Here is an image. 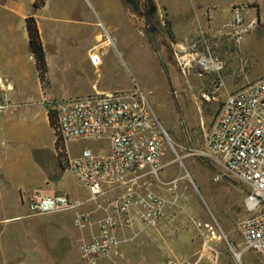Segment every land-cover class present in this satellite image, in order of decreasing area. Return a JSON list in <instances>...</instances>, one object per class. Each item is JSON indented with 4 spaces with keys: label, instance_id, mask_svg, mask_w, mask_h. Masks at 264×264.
<instances>
[{
    "label": "rangeland",
    "instance_id": "rangeland-1",
    "mask_svg": "<svg viewBox=\"0 0 264 264\" xmlns=\"http://www.w3.org/2000/svg\"><path fill=\"white\" fill-rule=\"evenodd\" d=\"M80 1L74 0L72 3L65 1L69 7L68 14L65 18L60 17V20L56 21L57 28L54 25L52 28L58 30L59 36L47 35V40L50 41L48 49L53 62L48 64L49 75L47 71L44 82L38 80L40 86L43 89L49 88L50 92L58 90L59 95L63 97L89 95L91 84L95 82H100L110 92H141L174 149V152L169 151L164 161L167 166L159 173L162 183H174L172 186H164L152 182L150 187L152 190V186L159 189L166 199L172 201L169 212L175 218L176 230L190 238V244L195 250L198 249V253L193 257L194 262L263 264L260 256L243 253L242 257L238 253L244 246L238 224L246 216L243 200L248 188L224 174L199 153L205 151L204 136L208 133L225 94L219 92L217 102H205L202 95H209L213 91L214 84L220 81L223 83L221 89L223 93L227 83L245 86L264 76V0H259L257 4L253 2L252 5L257 7L255 15L259 18V24L239 46L226 38L206 35L203 40L200 39L194 44L191 51L186 52L191 56H183L185 64L190 63L189 73L184 74L183 65L178 63L179 55H175L171 43L169 22L164 15L152 20L159 32V35L149 40L153 57L140 43L148 39L144 24L133 22L131 28L137 30L139 37L132 36L130 29L126 30L123 25H119V31L114 32L113 36L117 34L124 39L122 45L113 41V45L102 48V65L98 69L88 65L82 54L95 44V36L98 33L103 36H106V32L111 34L109 25L113 20L111 12L114 8L113 0ZM162 2L167 5L173 3L172 0H162ZM183 2L189 1L183 0ZM220 12L224 14V22H228L230 14L225 9H220ZM43 14L45 15V11ZM68 20L75 21L68 24ZM27 49L26 44L24 55H21L19 62H13V69L8 65L0 64V76L9 75L8 77L13 78V86H16L13 95L18 96L16 100L21 99L19 94L23 92L27 94H22L23 98L28 101L27 103H31L32 92L39 96V91L36 87L35 67L26 59ZM195 53L200 54L201 57L210 56L215 64L218 63L221 67L218 74L210 73L198 77L200 70L196 61L199 57ZM25 72L28 75H24ZM24 82L25 89H17ZM34 85L35 89L32 88ZM32 108V105L26 108L18 105L11 112L13 142L29 154L33 149L45 150L35 157L38 165L31 158L24 167L28 174L24 183L26 192L41 195L54 190L57 192L72 190L79 200H86L89 197L87 190L70 171H63L53 158L52 134L45 123L44 115L32 119L29 112L23 113L26 109ZM34 108L37 109V106ZM22 115H26L23 120L27 122L25 128L20 125ZM26 131L28 134L24 133ZM31 131L33 138L30 137ZM83 147L104 148V144L82 142L72 147L73 153L76 154ZM215 177H219V180L215 181ZM38 225L34 223L33 230L35 243L40 245L39 240L44 232L38 229ZM71 231L73 235L78 234L73 227ZM233 253L239 257L235 258ZM71 258V264H82L77 250ZM39 259L41 260L42 257L39 256ZM166 261H170L169 258L162 260L160 264Z\"/></svg>",
    "mask_w": 264,
    "mask_h": 264
},
{
    "label": "built area",
    "instance_id": "built-area-1",
    "mask_svg": "<svg viewBox=\"0 0 264 264\" xmlns=\"http://www.w3.org/2000/svg\"><path fill=\"white\" fill-rule=\"evenodd\" d=\"M258 24L252 4H236L231 8L230 22L212 37L226 38L239 46ZM185 55L178 56L183 74L190 68V63L183 61ZM89 59L93 67L101 65L100 53H93ZM196 64L198 77L221 70L210 56L199 57ZM222 88L221 81L214 84L213 91L203 94L202 99L217 102ZM43 103L58 163L85 187L89 197L85 201L65 194L27 197L24 218L72 213L73 227L84 231L93 225L92 215L100 213L97 234L78 245L83 264H99L105 257L120 254L118 233L132 232L136 220L147 228H155L163 220L172 201L155 193L150 185L174 183L159 179L173 146L141 92L93 93L45 99ZM82 142L103 143L104 148L83 147L74 154L72 147ZM204 144L206 151L199 155L248 188L243 200L246 216L238 230L244 248L260 256L264 264V76L224 97ZM86 204L93 210L84 211Z\"/></svg>",
    "mask_w": 264,
    "mask_h": 264
},
{
    "label": "crops",
    "instance_id": "crops-1",
    "mask_svg": "<svg viewBox=\"0 0 264 264\" xmlns=\"http://www.w3.org/2000/svg\"><path fill=\"white\" fill-rule=\"evenodd\" d=\"M65 1L72 3L74 0H46L43 7L35 10L33 8L35 0H0V64L8 65L13 69V62H19L21 55H24V48L27 44L26 59L30 60L35 67L25 29V19L34 16L48 67V64L53 62V59L48 49L50 41L47 40V35H50V37L59 36L58 30H52V28L53 25L57 28L56 24L58 22L56 21L60 20V17L65 18L68 14L69 7ZM75 1L81 2L80 0ZM172 1L171 5H167L162 0H153L158 13V15L156 13V16L164 15L169 22V35L175 55L186 53L188 50L191 51L194 44L198 43L200 39L203 40L206 35H214V31L221 30L222 26L231 20V8L233 5L253 4V2L257 4L256 2H259V0H188V3L183 2V0ZM72 6H76V4H72ZM113 8L111 12L113 20H111L109 25L111 34L106 32V36H103V34L98 33L95 36V44L82 54L88 65H91L89 58L93 53H100L102 65V48L113 45V41L120 46L122 45L125 40L118 37L117 34L113 36L114 32L119 31L121 25L126 30L130 29L132 36L139 37L137 30L131 28L133 26L132 13L124 0H113ZM255 8L257 7L255 6ZM220 9H225L230 14L228 22H224V14L220 12ZM43 11H45V15ZM72 21L75 20H68L67 22L72 24ZM127 33L129 35L128 31ZM140 43L149 50L150 55L153 57L149 39L146 38L145 41ZM195 55L201 57L198 53H195ZM186 56L191 55L186 54ZM25 74L28 75L27 72ZM35 75L37 77L36 87L39 91V96L32 92L31 99L33 100L31 103H27L28 101L23 98V95H27L26 93L23 94V92V95L19 94L21 99L16 100L15 98L18 96L13 95V91L16 90V86H13V78L8 77L9 75L0 76V120L3 119L0 122V264H71V257L76 250L79 256V243L81 241H89L91 237L97 234V222L101 214L94 213L92 215L93 225L84 231H78L73 227L72 213L49 214L33 220L24 218L27 213L24 200L27 197L38 199L44 196H51L52 194H65L73 200L82 201L77 198L76 193L72 190H63V192L54 190L51 193L41 195L28 194L26 192L27 189H25L24 183L28 174L24 167L31 158L37 164L35 157L45 150L43 148L33 149L32 151L30 150L29 154L28 151L23 150L13 142V113L11 112L18 105L25 108L32 105V109H26L23 113L28 114L29 112V116L32 119L33 117L39 118L44 115L45 123L52 134L53 158L60 167L55 153L53 130L43 101L53 97H56V99L58 97L66 98L63 95L60 96L58 90L50 92L49 88L43 89L39 84L36 68ZM25 86L26 83L24 82L17 89L24 90ZM243 86L244 84L230 85L227 83L224 87V92L220 91V94H225L223 96L225 97ZM32 88L35 89V85ZM88 92H90L89 94L106 93L110 92V90L104 88L100 82H95L91 84ZM44 96L46 97L42 99ZM35 106H37V109L34 108ZM25 116L22 115L20 118L22 119L20 125L24 128L27 127V122L23 121ZM24 133L28 134V131ZM30 137L33 138V131L30 132ZM20 167L25 171L20 170ZM180 180L182 179L180 178ZM82 187L85 189L83 185ZM152 188L155 193L163 196L159 189L154 186ZM169 208L171 209V205L166 208L163 220L155 228H147L136 220L132 232L122 231L118 233L120 254L118 256L105 257L99 264H160L162 260L167 258L177 264H198L193 259L194 255L198 253V249L195 250L190 244V238L176 230L175 218L171 216ZM83 210L92 211L93 207L86 204ZM133 218H136L135 214ZM34 223L39 224L37 226L38 229L44 232V235H41L39 240L40 245L35 243ZM72 227L77 230L78 234L73 235ZM241 248L240 251H237L242 257L243 253H252L247 251L244 246ZM39 256L42 257L41 260ZM67 258L69 261H67Z\"/></svg>",
    "mask_w": 264,
    "mask_h": 264
},
{
    "label": "trees",
    "instance_id": "trees-1",
    "mask_svg": "<svg viewBox=\"0 0 264 264\" xmlns=\"http://www.w3.org/2000/svg\"><path fill=\"white\" fill-rule=\"evenodd\" d=\"M45 2L46 0H35L33 8L35 10L40 9L41 7H43ZM25 29L28 35L29 50L35 61V68L38 73V78L39 81L43 83L47 75L48 67L44 58L43 46L40 40L34 16H30L25 19Z\"/></svg>",
    "mask_w": 264,
    "mask_h": 264
},
{
    "label": "flooded vegetation",
    "instance_id": "flooded-vegetation-1",
    "mask_svg": "<svg viewBox=\"0 0 264 264\" xmlns=\"http://www.w3.org/2000/svg\"><path fill=\"white\" fill-rule=\"evenodd\" d=\"M129 7L132 13V20L138 24H144V29L148 39L151 41V37L159 35L158 28L154 26L153 21L155 19L157 10L153 0H129L124 1Z\"/></svg>",
    "mask_w": 264,
    "mask_h": 264
},
{
    "label": "water",
    "instance_id": "water-1",
    "mask_svg": "<svg viewBox=\"0 0 264 264\" xmlns=\"http://www.w3.org/2000/svg\"><path fill=\"white\" fill-rule=\"evenodd\" d=\"M124 1L128 2L129 0H124ZM233 255H234L235 258H237L235 253H233Z\"/></svg>",
    "mask_w": 264,
    "mask_h": 264
},
{
    "label": "bare ground",
    "instance_id": "bare-ground-1",
    "mask_svg": "<svg viewBox=\"0 0 264 264\" xmlns=\"http://www.w3.org/2000/svg\"><path fill=\"white\" fill-rule=\"evenodd\" d=\"M186 57V56H185ZM236 257L238 258V255H236Z\"/></svg>",
    "mask_w": 264,
    "mask_h": 264
}]
</instances>
